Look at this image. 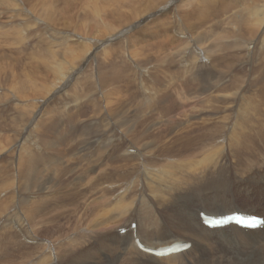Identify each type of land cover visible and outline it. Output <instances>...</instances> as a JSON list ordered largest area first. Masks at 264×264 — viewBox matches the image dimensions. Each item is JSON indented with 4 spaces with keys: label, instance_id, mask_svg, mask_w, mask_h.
<instances>
[{
    "label": "rangeland",
    "instance_id": "obj_1",
    "mask_svg": "<svg viewBox=\"0 0 264 264\" xmlns=\"http://www.w3.org/2000/svg\"><path fill=\"white\" fill-rule=\"evenodd\" d=\"M107 1H108V3H107ZM146 1H149L150 3L148 4V2L146 3ZM170 1L171 0H139V1L138 0H132V1L131 0H129V1L128 0H0V71L2 72V75H3V76H0V142H2V143H0V149L3 151V152H0V187H1L0 188V190H1L0 191V203H1V208L5 209L7 207V211L15 213V217L17 219L16 223H18L19 226L22 228L24 236H27L28 240L30 239V235H32L31 228H34L36 232L40 233V236H41L40 238L46 239L47 238L46 236H48L49 238H51V237L55 238L57 235H61V234H57L56 236L50 235L51 232L53 233V232H55V230H57L56 227H66V230L67 229L68 230L67 231L65 230L64 235H70V234L75 235L79 232V230L84 232V231L91 229L92 224H94V223H92V221L93 222L95 221V224L93 226L94 232H91L92 237L91 238L86 237L88 239L87 240L86 238H84L82 236V239L85 242L83 245L84 247H82V250H87L89 248L87 250V251H89V250H91L92 247H93V250H91L89 252H92V251L94 252L97 250L95 255H93V258H95V256L97 257V258H95L96 264H127V257H126V259H124L125 256L122 255V251H120L121 249H119V248L117 249V242H116L117 236H115V235H117V234H118V236L125 235V234H120V230H122V229L119 228V226H122L124 228L123 230L129 232L131 230L130 225L131 224H138V222L141 220V218L139 216H137V213H139V212L142 213L144 211V209H146V208H145V206L143 208V206L141 204H139L138 207L136 206V209L134 211H132L133 216L134 215L135 216L134 217L128 216L127 217L128 222H127L126 218H124L125 216L121 213L122 211L120 209L123 208L122 210H124V207H122V204L121 205L119 204L118 197L120 199L121 198L120 195H122L124 192H126L124 188H126V189L130 188L128 190L129 191L128 195L125 197L126 198L125 200H129L130 201L129 203L131 204L133 202V204L130 205L129 203H127V204H124L123 206H135L137 201H138L139 194L141 191H146V193L148 195H150L149 193L152 192L150 195V196H152V195L156 194V192H158V191H156L157 189H159V192L162 189L163 191L161 190L162 191L161 194L164 193L163 195H166L167 194L166 193L167 192V185L169 184L168 186H172V184H173V181L172 182L168 181V183L166 182L167 184L163 183L162 185H160V183L159 184L154 183L152 185H153V187L155 186L154 187L155 189L153 191L152 190L150 191V188L153 189V187L152 186L151 187L145 186L146 184L144 185L143 184L144 182H141L139 180V175H142L144 172L148 171L152 174H154V173L156 174L158 172L157 173L158 176H163V174L165 172H169V170H170L169 173L176 171L177 172L176 175L179 176V180H180L181 184H182V182H184L186 184V185L184 184L186 187H183L184 185L182 184L183 185L182 188L185 189L186 190L185 192H187L189 194L191 192H195L196 190H198L200 188L199 184L197 183V180H198L197 177H199L202 182L205 179L204 183L208 184V182L210 180L209 178H211L214 175V173L218 171L216 167L219 168V166H217L216 164H218L220 161L219 159H220L221 153H219V150H221L223 147V151H224L223 158L224 157L232 158V162L234 165L239 166L240 169H244L250 173H251V169L253 167L252 160L254 159L255 167L258 170V174L264 176V160L260 159L263 157V152H264V131L260 128L264 124V114H263L264 113L263 112V110H264V69L262 66H261L262 68L257 66V65H260L259 56L263 53L264 48L261 49L260 48L261 45L258 46L257 48H255V51H256L255 53L257 54V58H256L257 64L256 63L254 64L253 62L249 63V60L252 59V56H250L249 54L245 55L242 51H238V52H236L234 50L225 51L228 49L223 46V44H229V43L235 41V39H237V38L241 41L246 42L247 36H248L247 39H249L247 43H254V41H256V40H257V43L262 42V40L264 38V37H262V36H264L263 35L264 34L263 33L264 32V22H260V20L258 21V23L255 22L256 26L258 24L257 27L259 28V30H260L259 31V30H257L258 28H256L255 26L254 27L252 26V25H254L252 21L255 18H253V19L251 18L252 20H250L249 16L252 17L254 12H256L258 9L262 8V6H263V10H264V3H263L264 0H261V2H260V0H216V1L208 0L209 2L210 1L213 2L212 5H211V3H208L207 1L206 2L208 5L205 4L204 0H195L197 2L196 5H195V2H190V0H182V1L178 0L177 2H173L172 5H170ZM252 1L255 3H253ZM188 2L190 4H188ZM249 3H250V5H249ZM213 4H215L216 6H213ZM255 4H257V5H255ZM95 5H96V7H95ZM97 5H98V7H97ZM143 5H146V6L143 7ZM253 5H255V6L253 7ZM137 6L138 7L141 6V7L138 8ZM189 6L191 7V9H188ZM244 6H246V7H244ZM251 6H252V8H251ZM257 6H259V7H257ZM142 7L144 10H142ZM185 7H187V8H185ZM214 7H216V8H214ZM247 7H248V9H247ZM184 8H185L186 13L182 12V11H184ZM194 8H196V9H194ZM138 10L139 11L141 10V11L139 12ZM200 10H204L203 12L205 14L203 12H201ZM208 10L211 13H208V15H207ZM215 10L218 13V16L215 15L216 14L214 12ZM246 10H248V11L251 10L254 12L250 13L251 11L248 12ZM148 11H150V12H148ZM131 12L133 15L131 14ZM219 12H220V14H219ZM181 13H184V14H181ZM198 13H200L201 15ZM257 13L259 14L258 11H257ZM129 14H131L132 16ZM148 14H150V15H148ZM163 14H164V16H163ZM167 14L169 16L165 17ZM197 14H198V16H197ZM209 14H212V15H209ZM247 15H249V16L245 17ZM124 16L126 17V19L124 18ZM201 16H203V17L199 18ZM206 16L209 18H207ZM243 16L245 17V19ZM173 17H176L178 19V21L181 22V31L182 32L181 31H174L172 29V26H174L176 23H178L177 20L174 19ZM205 17L207 18L206 20L204 19ZM241 17H243V20L245 22H243ZM121 18L123 21L121 20ZM135 18H137V19H135ZM196 18L199 19V22H198V19H196ZM246 18H248V19H246ZM144 19H146V20H144ZM200 19H202V20H200ZM239 19H241V20L239 21ZM130 20L133 22H131ZM249 20L251 21L252 24L250 23ZM126 21H127V23H126ZM246 22L247 23L249 22V23L247 24ZM242 23H243V25L246 24L245 27L242 25ZM196 24H197V26H195ZM198 24H200V25H198ZM239 24H241V25H239ZM250 24H251V29L247 27V25H249V27H250ZM259 24H261V25L263 24V25L260 26ZM237 26L240 27L242 34L244 33L243 29L245 30V28L246 29L248 28V30L250 29L249 31L255 29L257 31V33L255 32L257 35V38H254V36H256L254 34L255 30L253 32H251L252 33L251 36H250V34L249 35L243 34V35H245V37L239 36L238 33H240V32H238V33L235 32L236 31L235 29H237V31L238 30L240 31L239 27L237 28ZM169 27H170V29H169ZM241 27H243V28H241ZM130 28H131V31L129 33H126L125 31L129 30ZM85 29H87V31ZM185 29H187L185 32L186 33L188 32L190 35L188 33H187V35L184 33ZM232 29L235 30V31L233 30V33L234 34L236 33L235 34L236 36L232 33ZM171 30H172V32H171ZM112 32H113V34H112ZM123 32H125V33L121 36V34ZM176 32L180 33L181 35H184L185 39L186 38L187 39H193V37H194L195 39H193V40L200 42L201 47H203L204 49H210L212 51L209 61L204 63L207 72L210 71L211 73H214V70H217V72H218L217 75H218L219 80H221L224 76H226V79L224 81H222V83H220V84L214 79L212 80V82L217 84L218 86H220L219 91L222 92L226 97L231 96L236 91L240 92L241 95L243 93V95H245V97L247 98L246 99L247 104L250 103L254 108H257V111H260L259 113L257 112L256 115L252 117V119L255 120L254 123H252L250 126H246L242 122V119H241L242 116L241 115L239 116L238 115L239 113L237 112V110H238V104L237 103H234L233 108H230V107H228V104H224V102L219 103L216 101H212L210 106L206 105L205 110H204V107H202V110H204V112L201 110L194 109L196 111L194 112V114H192V116H190V120L191 121L193 120L192 121L193 123L195 121V126H193V128H191V129H189V130L193 131L192 132V138L197 137L198 135L200 136L201 134L207 135L209 132H212L211 134H215V137L216 136L220 137L218 139V141H216V140H204L205 145H203V147H201L203 149H200L199 148L200 146L198 147L200 151L198 150V148H197V150L192 149V148H188L187 149L188 151L182 150V151H179L180 153H178V151L176 152V150L173 151V150L169 149L168 150L169 152L159 153L158 155L155 154L154 157H151V155H146V158L143 157L140 161H142V162L147 161V163L144 162V164H143L139 161L142 164V169H140L139 173H135V172L132 173L133 170H131V169H129V171L131 170V172L126 171L125 173L121 172V171L117 172L116 170L114 171L113 167H118L119 165H122V162L120 164V161H113V165H112V162H109V160L112 161V159L107 158V159H105L106 161L103 162V165L100 166V168H101V171L104 173H105V170L103 171V169H102L103 166H104L103 167L104 169H106L110 166L111 170L108 168V170L106 172L107 173L106 179L103 181V183L101 184V182H99L100 177L95 176L96 174L97 175L99 174L98 171L100 168H97V169L94 168L95 170L92 169L91 171H93L92 173L94 174L95 181H96V186L94 187V190L90 191L85 186L80 187L81 189H83L85 191L83 193L81 191V193H82L81 195H84V194H87V195H84V197L82 196V199L78 200L79 202L77 201L75 203H69L67 206L63 205L64 203L61 204V202H60V196H62V193L60 191H59L60 193H58V195H56L57 192L55 190L51 191V192L48 189L40 190V189H38V187L36 185L35 186L37 188L34 186V184H32V183L30 184L28 179H26L30 176L26 175L24 173V169L22 167V166H25V164L27 163L26 162L27 158L24 157L26 155V152H22V154H19L17 152V148L20 144L24 145L26 150L29 149L31 151V150L36 149L38 145H41L40 140H49V139L50 140H57V139L63 140L64 139V140H67V144H70V141L73 144H77V149L75 151H73V153L77 154L78 157L80 158L81 157L80 155L84 154L82 152L83 146L87 142H88L87 144H90L89 140H92V138L95 136H98L100 138L104 137L102 139V140H104L106 138L107 139L111 138V136H109V135L112 134V135H114L112 137H117L120 135V136H122V138H124L123 140H131L133 138L132 135H130V134H133L131 130H133V127L136 124H138L141 120L147 122L145 125V128H147L149 126H151V128L153 127L152 130L155 132V135H157V136L160 135L159 136L160 138H161V135H167V134L171 135V136L175 135L174 133L172 134V131H171V129L173 130L174 128L175 129L173 130V132L176 130L178 133H180V135H181V133L183 134V133L187 132L188 129L185 128V125L187 123V119H185V118L180 119V121L178 122L180 124L179 126L173 125L172 126L173 128L169 127L170 131H171L170 132L168 127H164V125H166V123H168L170 121L169 119H170L171 115L174 116L176 114L169 115V114L165 113L164 110H161V109L159 110V105H160L159 102L161 103V105H160V108H161L163 106L162 104L165 102L164 100L167 101L168 98H169L168 102L170 101V99H173V97L175 99H177V101H180V99H178V97L176 95H174L175 92L178 90H187V88L185 86H183V84L182 85L178 84V83H180L179 78L181 80L182 74H184L186 70L184 69V67H182L181 63L178 62V58H177L176 53H178L177 51L182 49L184 46L183 45L181 46V43L179 42L180 40H183L182 37L178 36V34ZM230 32L232 33V35ZM228 33H229V35H228ZM237 35L239 37H237ZM258 35H259V37H258ZM260 35H262L261 38H260ZM172 36L174 39L172 38ZM205 36H206L207 40L205 39ZM249 36L252 39H250ZM176 37H177V39H176ZM203 37H204V39H203ZM113 38H116L117 41L112 42L111 40ZM167 38H168L169 42L166 40ZM171 39H172V41H171ZM204 40H205V42H204ZM83 41H89V42H83ZM99 42H102V43L106 42V45H101V43H99ZM167 42H168V44H166ZM125 43H129V45L126 46ZM85 45H87V46H85ZM112 45H114L115 47H116V45H124L125 50H127V53L121 52L124 50H121V51L117 50L118 48L116 49V48L112 47ZM168 45H169V47H168ZM177 46H179V47H177ZM177 48H178V50H177ZM258 49L261 50V52ZM83 50L85 51V54H81V53H84ZM258 51L260 53H258ZM108 53H110V54H108ZM79 55L82 56V58H79ZM91 55H93L94 57H92L90 62L88 61L89 63L87 64V66L85 68V64L88 60V57ZM121 55L125 56V58L122 57ZM179 55H181V54H179ZM236 55H238V56H236ZM127 56H129L134 61V63L137 65L136 69L133 68L128 63V61L126 60ZM237 57H240L241 60H239V58H237ZM86 58H87V60H86ZM122 60H124V61H122ZM187 62L190 64L189 60ZM238 62H241V63H238ZM79 63H81V64H79ZM177 63H179V64H177ZM230 64L232 65V69H231ZM82 65H83V68L79 69V67ZM227 67H229V68L227 69ZM252 67L254 69L256 68L255 70H253V72H251L252 70L250 71V68H252ZM60 68H64L63 70H65V72L63 71V73H64V78H62L63 80L60 79L59 77H57V73L59 72ZM76 68H77V70H76ZM120 68L123 72L120 71ZM147 69H149V70H147ZM107 70H109V71L111 70L110 73ZM114 70H116V71H114ZM144 70H147V71H144ZM104 71H106V72H104ZM124 71L126 73H128L129 79L127 78L128 75ZM137 71H138V74L141 75V79H138V76L135 75V72H137ZM116 72L117 73L122 72L121 75L118 74L120 80L118 78V75H116ZM235 72H242L243 73V74L239 73V75L242 76L241 80L239 81L240 87H239V83H236V84H238V86L235 87L234 82L232 80H230L231 77L233 75H235ZM123 73H125L126 75H123ZM72 74H76L77 76L74 77V79L70 82V84H68L67 86H65L62 89H57L61 85V83H62L61 82L58 86L55 87L56 82L64 81V79L67 76L72 75ZM88 74H90V75H88ZM178 75H179V77H178ZM97 76H98V79H97ZM176 76H177L178 80L175 79ZM169 77H171V78H169ZM89 78H90V82H89ZM169 80H170V82H168ZM173 80H175V82ZM27 81L30 82L29 83L30 85L27 83ZM103 81H105V82H103ZM120 82H121V84H120ZM141 82H143L142 84L144 86L142 84H140ZM111 84H114V85H111ZM27 85H29V86L27 87ZM162 85H163V87H162ZM231 85L234 88H232ZM148 86H150L151 88H149ZM25 87H27V88H25ZM162 88H164V89H162ZM166 88L168 91L165 90ZM105 89H107V90H105ZM199 89H200V87L197 86L194 89V91H188V90L187 91L190 95H192V97H194L193 93L195 91L198 90L197 91L198 95H200V93H202V90L199 91ZM80 90H81V92H80ZM145 90L146 91L148 90L150 95L147 94L148 92H146ZM155 90L157 91V93L155 92ZM162 90H163V93H162ZM172 90H173L174 94L172 93ZM27 91L29 93L28 95H30V98L28 95H26ZM86 92H88V94H90L91 97H93V95L95 93L96 98L102 95L101 100L98 98L97 99L100 102L102 101L101 104L105 105L106 107H107V105L109 107H110V105H112L110 107L111 109L109 107H107V109H106V107L104 106V109H102L100 114L97 116L93 112V109L91 107L90 101L92 98L88 94L86 97ZM89 92H91V93H89ZM106 92L109 94V96ZM166 92H170L171 94L166 93ZM135 93H136V95H135ZM160 93H162L164 95V96L162 95L163 98L161 97ZM10 94H11V96H10ZM20 94H21V96H20ZM158 94L160 95L161 99L159 98ZM214 94H216V92ZM110 95L113 96L112 98L114 100L111 98ZM76 96H80V97L82 96L84 98V99L83 98L82 99L84 100L85 103L87 102V104H89V107L86 104H83L77 98H75ZM107 97H109L110 100L112 99L110 101V105H109V101H107V103H105L106 100H109V98H107ZM119 97L121 99H124L123 102L120 100ZM131 97L135 99V100L133 99L134 102L138 98L140 100L138 99V101L134 103L132 101ZM152 97H154V98H152ZM105 98H106V100H105ZM129 98L131 100H129ZM155 98H159V99H156V101L159 100V101H157L158 103H156ZM104 100H105V102H103ZM141 100L143 102H144V100H145V102H149V100H150V103H148V104H151V105H145L147 103H144V105H143V102ZM88 101L90 103H88ZM113 101H114V103H113L114 105L112 104ZM140 101L142 104L141 103L139 104ZM27 102H29V103H27ZM168 102H165L164 104H167ZM7 103H13V106H18L21 108L20 109L17 108L15 111H11V110L9 111V109H11V108H10V105L9 106L7 105ZM117 103L119 104V106ZM116 104H117V107H115ZM120 104L122 106H120ZM124 104H125V106H124ZM176 104H177V107H180V106H178L179 105L178 103H176ZM140 105H142V106L139 107ZM157 105H158V109H156ZM241 105H243V100L241 101ZM143 106H145V107H143ZM147 106H149V107H147ZM82 107H83V109H81ZM113 107H114V109H113ZM148 108H149V111H148ZM4 109H6L7 112ZM150 109H151V111H150ZM152 109H154V111ZM113 110H114V112H113ZM74 111L75 112L78 111L79 113H84V116L82 117V119L79 122L73 121L71 118H68V117H62L61 119L57 118L62 113H64L66 115L68 112L75 113ZM144 111H146V113ZM153 112L154 113L157 112L158 114H160L159 117H158V114L154 115ZM177 112L179 113V110H177ZM177 112H175V113H177ZM205 112L207 113V115L201 116V114H203ZM103 113H105V114H103ZM249 113L251 114V112H249ZM166 114L169 117H167ZM232 114H235V115H232ZM164 115H166V116H164ZM194 115H196V117L199 116L201 121H200V119H195ZM228 115H230V116L227 117ZM14 116H15V118H14ZM208 116L210 119L208 118ZM223 116H224V118H223ZM8 117L11 118L13 121H11L10 119H9L10 120L9 121ZM150 117H151V120H150ZM165 117H167V118L165 119ZM203 117H205V118L207 117L208 119L206 118L207 120H205V118H203ZM232 117L234 119H232ZM147 118H149V119H147ZM156 118L157 119L163 118L162 119L163 121L161 119H159V121H158ZM178 118H180V117H178ZM256 118H258V119H256ZM14 119H15V122H14ZM59 119H60V121H59ZM154 119L156 120V123H155ZM214 119H217L218 121L223 122V124H222L223 126L222 125L213 126V130H212V128H211L212 126L207 125V124L210 123V121L211 122L214 121ZM165 120H168V121H165ZM198 120L200 122H198ZM228 120H230V122ZM53 121H54L55 126L58 127L57 129H55V128L50 129V126L53 124ZM108 121H109V123H108ZM132 121H134V122H132ZM207 121H209V122H207ZM128 123L132 127L128 126L129 125ZM160 123H163V124L165 123V124L164 125L161 124V126H160L159 125ZM202 123L203 124L205 123L204 124L205 127L207 126L204 129L206 134L203 133L204 132V130H203L204 126L202 125ZM199 124H200V126H198ZM224 124H225V126H224ZM240 124H243L241 126H245L246 129L240 127ZM10 125H12L11 126L12 129H11V127H9ZM126 125L128 127H126ZM227 125H228V127H227ZM69 126H72V127H69ZM196 126H197V128H199V130H198L199 134H196V132H197V130H195V129H197ZM233 126L234 127L236 126L237 129L235 130L233 128ZM109 127H112V128H110V130H109ZM215 127H216V129H214ZM60 128L62 129V131ZM113 128H114V130H113ZM124 128H126V129H124ZM157 128H159V129L157 130ZM162 128H164V132H167V133L158 132V131H163ZM200 128H201L202 132H200ZM207 128H208V131H207ZM225 128H227V129H225ZM149 129H150V127H149ZM218 129H219V131H218ZM233 129L235 130L234 133H233V131H234ZM238 129H239V131L241 129L243 131L247 130L248 133H251L253 135V138L247 139V140H251V141H247L243 147L237 149V151L234 152L232 150V146H230V144H229L231 142H229V141L230 140H232V141L242 140L241 135H240V132L242 130L239 132ZM12 130L14 131V133ZM101 130H102V132H101ZM106 130H107V132H106ZM112 130H113V132H112ZM109 131L112 133H109ZM123 131L126 133H123ZM226 132L227 133L229 132V133L226 134ZM218 133H221V134L219 135ZM56 134H59V135H56ZM116 134H117V136H116ZM127 134H129V136ZM193 134H195V135L193 136ZM229 134H231V135H229ZM68 135H70V136L68 137ZM77 135H79V136L77 137ZM102 135H103V137H101ZM126 135L128 136V138L129 137L130 138L128 139ZM57 136H58V138H56ZM5 139L9 142H7V141L5 142ZM9 139H13V140H9ZM154 139L155 138H147L146 140H154ZM27 140H28V142H27ZM31 140H33L35 143L29 144L31 142ZM155 140H161V139L158 138ZM219 140H228V141L219 142ZM84 141L86 142L85 144H84ZM192 144H194V142H192ZM123 145L124 146L125 145L131 146V143L128 142V143H125ZM160 145L161 144L159 143V147H161ZM93 146H94V144H93ZM132 146H134V145L132 144ZM154 146L155 145H153L152 147H154ZM204 147H205V149H206L205 151L207 153L205 151H203ZM217 147L219 148V150L217 149ZM245 147H247L251 151V154L249 156H245L242 153V151ZM207 148H208V150H207ZM15 149H16V151H14ZM170 152H171V154H170ZM202 152H204L206 154H203ZM173 154H174V156H173ZM177 154L179 156H177ZM161 155H164V156L161 157ZM165 155H167V156H165ZM70 156H73V155H71V154H69V156L65 155L64 158L67 159ZM148 156H150L151 158ZM197 156H198V158H197ZM213 156L216 160L213 159ZM218 156H219V159H218ZM208 157L212 158V164L210 166H206L207 164L204 165V163H201V160H202V162H205L204 159L208 158ZM186 158H187V160H186ZM148 159L149 160L152 159L153 162L152 161L150 162ZM193 159H195V160L193 161ZM189 160L196 162V163L199 162V160H200V162L197 164H199V165L203 164L205 166V168H202L203 166H199L196 163H193V164H195V166H197V167L199 166V169L201 167V169L203 171L200 169V171H201V173H200L198 171L199 169H197L196 167L193 168V165L191 164L192 162ZM184 161H186L187 163L188 162H190V163H188V164L186 162L182 163ZM117 162H119V163H117ZM178 162H180V163H178ZM168 163H169L170 167H174V166L175 167L170 168L169 165H167ZM172 163H174V165H172ZM230 163L231 162H229L228 164H230ZM107 164H108V167H107ZM164 165H167V166H164ZM177 165H178V168L181 167L182 169L181 168L177 169V167H176ZM184 165H187V166L192 165V168L197 169V170L196 171L192 170V168H190L191 166L184 167ZM212 166H214V167H212ZM144 168H147V170ZM185 168L187 170L189 169L190 171L189 170L187 171ZM161 169H162V171H161ZM165 169H168V171ZM204 169L205 170L208 169L210 174L207 172L208 176L206 173V175H205L206 177L204 176L203 180H202L201 175L204 172ZM178 170H180V171L186 170L188 172V173L187 172L186 173L188 174V176L190 178L186 175H183L184 171H182L183 173L181 174V172ZM233 170H235V169L231 168L230 171L232 172ZM110 171H111V174H110ZM115 172H117V173L115 174ZM119 173H121L120 175H122V174L127 175L129 173V175H127V177L125 176L126 178L122 175V178H124L125 180H123L122 178L118 179V176L117 177L114 176L110 179L111 175H114V174L119 175ZM186 173H184V174H186ZM234 173H236V171ZM101 174H99V176ZM133 174L136 176H134ZM173 174H175V172H173ZM180 174H181V176H180ZM191 174H192V176H191ZM196 174H197V176H196ZM130 175H131V177L132 176H134V177L131 178ZM209 175H212V176L209 177ZM183 176H184V178H183ZM195 176H196V178H192ZM223 176L225 177V175H223ZM129 177L131 179H129ZM180 177H182V178H180ZM96 179H98L99 181ZM181 179L182 180L184 179L186 181L188 179L189 183L185 182L184 180L181 181ZM189 179H192L193 181L189 180ZM195 180H196V182H195ZM237 180H239V178H237ZM128 182H130V183H128ZM224 182H225V180H224ZM55 183H58V182L56 181ZM82 183L84 184L85 182H82ZM192 183L193 184L195 183L198 187L195 184L193 187ZM15 184L20 186L24 190H26V191L22 190L20 192V194L23 196L17 197V195L19 193H17L16 191H13V188H15ZM129 184H131V185H129ZM134 184L138 185V186L135 187ZM187 184H189V185H187ZM98 185H99V187H98ZM115 185H118L116 192H112L111 194H109L108 189L110 188L112 190V188ZM157 185H160V186H157ZM163 185L166 188H164ZM248 185H249V188L252 189V187H250L249 182H248ZM257 185H258L259 191L261 193H263L264 181L261 183L258 182ZM119 186H120V188H119ZM188 186H191L192 188L191 187L188 188ZM238 186L239 185H237L235 182V183H233V187H231V188L233 191H235L238 188H240ZM30 187H31V190H33V191L29 190ZM34 187H35V191H34ZM121 187H123L124 192L121 191L122 190ZM157 187H159V188H157ZM95 188H98V189H95ZM118 188L121 190L119 191ZM194 188H198V189L195 190ZM37 189H38V191H36ZM105 189L107 190L106 192L104 191ZM145 189H148V191ZM165 189H166V192L164 191ZM175 191H178V193L171 192L173 195L172 194H167V195L174 197V196H179L178 194H181V192H182V190L179 191V189L176 190V188H175ZM119 192H121V194H119ZM131 192H132V194H131ZM228 192H230V191H228ZM51 193L54 195L52 196ZM161 194H158L157 201L153 200V201H149V203L147 201L144 202V204H146V207H148V206L151 207V208H147L145 211L148 210L150 213H154V214H151V219L152 220L154 219L153 221H161V218L156 219V217H158V213L161 210L162 211L165 210L166 209L165 207L168 206L166 204H168L167 202L169 201L170 197L165 196L162 198ZM31 195H35V196L30 197ZM43 195L46 196L45 197L46 200H45ZM55 196H58V197H55ZM240 196H241L240 199H236L235 201H233L232 204H227L226 206L229 207L231 205L236 204L235 206L239 207V208H237V210L240 209L242 211L249 212L251 214H257V215H263L264 216V203L259 202V199H258L259 195H257V200H254L253 202H246L243 194H241ZM27 197H30L29 199L34 200V202L36 200H38L40 202V198H41L42 203H40V205L43 206V210L37 211L36 207L30 206L33 210H36L35 211L36 217L34 216V218L36 219V223L34 225H31L29 223V219H28L27 214H30V213L28 212V207H26V209L24 208L25 203L22 201V200H26ZM48 198H50V199H48ZM52 198H54V199H52ZM57 198L59 200H57ZM165 198H167V200ZM29 199H27V200H29ZM42 200H44V201H42ZM38 201H36L35 203H38ZM46 201L49 205L46 203ZM158 201H160V202H158ZM163 201L164 202L166 201V202L164 203ZM157 203H159L160 205ZM194 204L198 205L197 203H194ZM11 205H13L14 211H13V208L11 207ZM46 205L49 206L50 210L47 209L48 207H46ZM161 205H165L164 208H162L163 206H161ZM118 207L119 208L121 207V208L118 209ZM130 209H131V207H130ZM200 209H201L200 213H205V211L208 213V211L206 209L204 211L203 210L204 208L202 209V207L201 208L199 207V210ZM107 210L108 211L111 210L112 212H109V213L105 212ZM153 210L157 211L158 213L154 212ZM162 211L159 213L160 215L163 214L164 211L163 212ZM60 212H63V214L61 215ZM150 213H149V215H150ZM104 214L105 215L108 214L107 217L108 216L109 217L106 219H103V218H105V216L101 217V215H104ZM153 215L155 216V218ZM129 218L131 220H129ZM135 218H136V220H135ZM139 218H140V220H139ZM111 220L113 221V223L112 222L110 223ZM59 221H61V222L59 223ZM98 222L99 223L103 222V223H100V225L103 224V227H102V225L99 226ZM104 223H105L106 227H104ZM56 224H57V226H55ZM58 224H60V225H58ZM117 224H119V225H117ZM113 226H115V227H113ZM116 226H118V228H116ZM110 227H111V229H110ZM15 229L18 230L16 226H15ZM15 229L13 226H10L8 228L3 227L0 229V264H23V263L24 264H39L40 261H42L40 264H46L43 261L44 258H38L37 259L38 250L36 248L30 247V245H33L34 242L32 243V242L27 241L26 244L28 246H25V245L21 244V243H23L22 241H24V240L21 241L22 237L20 238L19 241H17L15 239V236H20L16 232ZM103 229H104L103 232H105V234L102 233ZM49 231H50V233H48ZM108 232L110 234L113 233L112 235L114 237L112 235H109ZM137 232H138V228H137ZM103 234L104 235L107 234V235L104 236ZM162 234H164V233H162ZM162 234H160V235H162ZM101 236H103V237L100 238ZM162 236L159 239H157V236H156L154 238V240H157V241H162V240L164 241L165 240V242H170L173 238H175V240H178L179 238L188 239L186 236H184L183 234H181L180 232H177V231H175V232L173 231L169 235L164 234ZM112 237L115 238L116 241ZM168 237H171V238L167 239ZM92 238H94V240ZM108 238L110 239V241H107ZM137 238L139 239L138 236H137ZM59 240H60V242H59ZM59 240H58V242L61 243L62 239H59ZM101 240H102V242H101ZM104 240H106V242ZM88 241H89V243H88ZM183 241H186V240H183ZM188 241L190 242V240H188ZM19 242H21V243H19ZM47 242H49V241H47ZM93 242H95V243H93ZM103 243L105 244V246H103ZM113 243H114V246L116 248V249L114 248L115 250L111 249L114 247V246L112 247ZM89 244H90V247H89ZM14 247H15V252L13 250ZM37 247L41 248L40 246H37ZM86 247H88V248H86ZM209 248H210V250L208 251L209 252L208 255L210 257L216 258V256L217 257L219 256V253L217 252L215 246H210ZM240 258H242V256H240Z\"/></svg>",
    "mask_w": 264,
    "mask_h": 264
},
{
    "label": "bare ground",
    "instance_id": "obj_2",
    "mask_svg": "<svg viewBox=\"0 0 264 264\" xmlns=\"http://www.w3.org/2000/svg\"><path fill=\"white\" fill-rule=\"evenodd\" d=\"M129 1V0H128ZM132 1V0H131ZM139 1V0H138ZM178 0H171L170 1V5H172L173 4V2H177ZM180 1H182V0H180ZM208 3H211V5H212V3L213 2H209L208 0H204V2H205V4H207V2ZM212 1H216V0H212ZM145 2V1H144ZM148 2V4L150 3L149 1H146V3ZM156 2V1H155ZM190 2H195V5H196V1L194 0H190ZM253 2V1H252ZM260 2H261V0H260ZM107 3H108V1H107ZM110 3V2H109ZM129 3V2H128ZM141 3V2H140ZM145 3V4H146ZM253 3H255V2H253ZM257 3V2H256ZM264 3V2H263ZM111 4V3H110ZM147 4V5H148ZM188 4H190L189 2H188ZM109 5V4H108ZM152 5V4H151ZM154 5V4H153ZM198 5V4H197ZM208 5V4H207ZM206 5V6H207ZM210 5V4H209ZM249 5H250V3H249ZM255 5H257V4H255ZM255 5H253V7L255 6ZM144 6H146V5H143V7ZM199 6V5H198ZM213 6H216L215 4H213ZM212 6V7H213ZM248 6V5H247ZM260 6V5H259ZM259 6H257V7H259ZM95 7H96V5H95ZM97 7H98V5H97ZM138 7V6H137ZM141 7V6H140ZM140 7H138V8H140ZM143 7H142V10H144L143 9ZM153 7V6H152ZM173 7V6H172ZM190 7V6H189ZM188 7V9H191V7L189 8ZM200 7V6H199ZM244 7H246V6H244ZM249 7V6H248ZM248 7H247V9H248ZM171 8V7H170ZM185 8H187V7H185ZM185 8H184V11H182V12H185ZM214 8H216V7H214ZM251 8H252V6H251ZM169 9V8H168ZM172 9V8H171ZM187 9V10H188ZM194 9H196V8H194ZM204 9V8H203ZM137 10V9H136ZM148 10V9H147ZM170 10V9H169ZM198 10V9H197ZM206 10V9H205ZM253 10V9H252ZM139 11V10H138ZM141 11V10H140ZM139 11V12H140ZM151 11V10H150ZM150 11H148V12H150ZM189 11V10H188ZM201 12H203L204 10H200ZM209 11V10H208ZM207 11V15H208V13H211L210 11L208 12ZM246 11H248V10H246ZM251 11V10H250ZM250 11H248V12H250ZM257 11L259 12V14L257 13ZM256 12H254V11H251L250 13H253L254 12V14H253V16L252 17H250L249 15H247V16H245V17H248L249 16V18H250V20H252L253 18H255L252 22H253V24L254 25H252L253 27L255 26L256 28H258L257 26H258V24H257V26L255 25L256 23L255 22H257L258 23V21L260 20V22H264V10H263V6H262V8H260V9H258ZM94 12V11H93ZM102 12V11H101ZM196 12V11H195ZM198 12V11H197ZM216 14V16H218V13L216 12V10L214 11ZM142 13V12H141ZM168 13V12H167ZM172 13V12H171ZM186 13V12H185ZM194 13V12H193ZM204 13V12H203ZM131 14H132V12H131ZM131 14H129V15H131ZM151 14V13H150ZM150 14H148V15H150ZM169 14V13H168ZM166 15L165 17H167V16H169V15ZM181 14H184V13H181ZM198 14H200V13H198ZM198 14H197V16H198ZM205 14V13H204ZM219 14H220V12H219ZM248 14V13H247ZM133 15V14H132ZM131 15V16H132ZM201 15V14H200ZM199 15V16H200ZM209 15H212V14H209ZM128 16V15H127ZM157 16V15H156ZM162 16V15H161ZM163 16H164V14H163ZM193 16V15H192ZM195 16V15H194ZM204 16V15H203ZM203 16H201V17H199V18H202ZM129 17V16H128ZM207 17V16H206ZM204 18L205 20L207 19V18H209V17H207V18ZM244 17V16H243ZM243 17H241L242 18V20H243ZM245 17H244V19H245ZM95 18V17H94ZM124 18L126 19V17L124 16ZM123 18V19H124ZM172 18V17H171ZM174 19H176L177 20V22L178 23H176L174 26H172V29L174 30V31H181V22H179L178 21V19L176 18V17H173ZM193 18V17H192ZM211 18V17H210ZM252 18V19H251ZM261 18V19H260ZM124 19V20H125ZM133 19V18H132ZM135 19H137V18H135ZM134 19V20H135ZM164 19V18H163ZM195 19V18H194ZM193 19V20H194ZM196 19H198V18H196ZM246 19H248V18H246ZM121 20H122V18H121ZM144 20H146V19H144ZM170 20V19H169ZM200 20H202V19H200ZM241 19H239V21H240ZM249 20V21H250ZM123 21V20H122ZM131 21V20H130ZM171 21V20H170ZM131 22H133V21H131ZM136 22V21H135ZM134 22V23H135ZM142 22V21H141ZM198 22H199V19H198ZM243 22H245L244 20H243ZM90 23V22H89ZM88 23V24H89ZM126 23H127V21H126ZM133 23V24H134ZM247 23V22H246ZM249 23V22H248ZM247 23V24H248ZM250 23H251V21H250ZM252 24V23H251ZM251 24H250V27H249V25H247V27L248 28H250L251 29ZM138 25V24H137ZM198 25H200V24H198ZM239 25H241V24H239ZM242 25H243V23H242ZM246 25V24H245ZM245 25H243L244 27H245ZM260 26H262L261 24H259ZM195 26H197V24L195 25ZM259 26V27H260ZM239 26H237V28H238ZM252 27V28H253ZM233 28V27H232ZM241 28H243V27H241ZM248 28L246 29L245 28V30L243 29V34H245V35H249L250 34V36L252 35V33L251 32H253L255 29H253V30H251V31H249L248 30ZM261 28V27H260ZM169 29H170V27H169ZM239 29H240V27H239ZM86 31H87V29H85ZM187 29H185L184 30V33L187 35V33L185 32ZM233 30L234 29H232V33H233ZM236 30V31H235ZM234 31L235 32H240V33H238V35L239 36H242V37H245V35H243L242 34V31H241V29H240V31L238 30L237 31V29H235ZM257 30H259V28L257 29ZM85 31V32H86ZM116 31V30H115ZM131 31V28L129 29V30H127V31H125L126 33H129ZM163 31V30H162ZM173 31V32H174ZM230 31V30H229ZM260 31V30H259ZM125 32H123L122 34H121V36L125 33ZM169 32V31H168ZM171 32H172V30H171ZM182 32V31H181ZM257 33V31L255 30L254 31V34L256 35V33ZM263 32V31H262ZM84 33V32H83ZM177 34H178V36H181L182 37V39L183 40H180L179 42L181 43V46L183 45L184 47L182 48V49H180L179 51H177L178 53H176L177 54V58H178V62L179 63H181V65H182V67H184V69L186 70H184L185 71V73L184 74H182V78H181V80H180V78H179V81H180V83H178V84H183V86H185L186 88H187V90L188 91H194V89L197 87V86H199L200 87V89H199V91L200 90H202V93H200V95H198L197 94V91H195L193 94H194V97H192V95H190L189 93H188V91L187 90H178V91H176L175 92V94L173 93V90H172V93L174 94V95H176L177 97H178V99H180V101H177V99H175L174 97H173V99H170V101L168 102V100H169V98H168V100L166 101V100H164L165 102H168L167 104H162L163 106L160 108V105H161V103L159 102V110L161 109V110H164V112L165 113H167V114H169V115H171V114H176V115H174V116H172L171 115V117H170V121L168 122V123H166V125H164L163 123H160L159 125L161 126V124L162 125H164V127H168V129H169V131H170V128L173 126V125H180L178 122L180 121V119L182 118V119H187V123H186V125H185V128H187L188 130H187V132L186 133H181V135H180V133H178L176 130L173 132V130L175 129H171V131H172V134L174 133L175 135H161V138L159 137V136H157V135H155V132L152 130L153 129V127L151 128V126H149L150 127V129H149V127H147V128H145V125H146V121H142L141 119V121L138 123V124H136L134 127H133V130H131L132 131V133L133 134H130V135H132V139L131 140H123L124 138H122V136H117V134H116V136L117 137H112V136H114V135H109V136H111V138H109V139H107L106 137V139H104V140H102L104 137H103V135L101 136V137H103V138H100V137H98V136H95V137H93L92 138V140H89V143L90 144H87L85 141H84V146H83V148H82V152L84 153L83 155H80L81 157L79 158L78 157V155L77 154H74L73 153V151H75L76 149H77V144H73V143H71V141H70V144H67V140H40V143H41V145H38L37 146V148L36 149H34V150H26L25 149V146L24 145H19L18 146V148H17V152L19 153V154H22V152H26V155L24 156V157H26L27 159V163L25 164V166L27 167H25V166H22L23 167V169H24V173L26 174V175H29L30 177H28V178H26V179H28V181H29V183L31 184H34V186L36 185L37 187H38V189H40V190H43V189H48V190H50V192L51 191H56L57 192V194L56 195H58V193H62V196H60V202H61V204H63V205H68L69 203H75V202H77L78 200H81L82 199V196L84 197V195H87V194H84V195H81L83 192H85L83 189H81L80 187H82V186H85L88 190H94V187L96 186V181H95V177H94V174L92 173L93 171H91L92 169H97V168H100V166H102L103 165V162L104 161H106L105 159H107V158H110V159H112V161H110L109 160V162H112V165H113V161H120V164H121V162H122V165H119L118 167H113L114 168V171L116 170L117 172H119V171H121V172H126V171H128V172H131V170H133V172L132 173H139V171H140V169H142V164L141 163H143L144 164V162H146L147 163V161H144V162H142V161H140L143 157L144 158H146V155H151V157H154L155 156V154H159V153H167V152H169L168 150L170 149V150H176V152L178 151V153H180L179 151H182V150H187L188 148H192V149H195V150H197V148L199 147L200 149H203V148H201V147H203V145H205V143H204V140H216V141H218V139L220 138L219 136H216L215 137V134H211L212 132H207L208 134L207 135H198L197 137H194V138H192V132L193 131H191V130H189V129H191V128H193V126H195V121H194V123L190 120V116H192V114H194V112L196 111V110H194V109H197V110H201V111H203L204 112V110H205V108H206V105L207 106H210V104H211V102L212 101H216V102H219V103H221V102H224V104H228V107H230V108H233V104L234 103H237L238 104V110H237V112L239 113L238 115L240 116H242V122L246 125V126H250L252 123H254V121L255 120H253L252 119V117L253 116H255L256 115V113L258 112H260V111H257V108H254L250 103H248L247 104V102H246V97H245V95H243V93H242V95H241V93L240 92H235L234 94H232L231 96H228V97H226L222 92H220L219 91V87L220 86H218L217 84H215V83H213L212 82V80L214 79V80H216L219 84L220 83H222V81H224L225 79H226V76H224L221 80H219V78H218V72H217V70H214V73H211L210 71L209 72H207V70H206V67H205V65H204V63L205 62H208L209 61V59H210V57H211V53H212V51L210 50V49H204L203 47H201L200 46V42H198V41H196V40H193V39H195L194 37H193V39H185V36L184 35H181L180 33H178V32H176ZM183 33V34H184ZM231 33V32H230ZM232 33H231V35H232ZM261 33V32H260ZM264 33V32H263ZM112 34H113V32H112ZM165 34V33H164ZM189 34V33H188ZM234 34V33H233ZM236 34V33H235ZM234 34V35H235ZM126 35V34H125ZM190 35V34H189ZM228 35H229V33H228ZM230 35V36H231ZM237 35V37H239ZM264 35V34H263ZM236 36V35H235ZM249 36V38L250 39H252L251 37ZM261 36L262 35H260V38H261ZM83 37V36H82ZM166 37V36H165ZM171 37V36H170ZM191 37V36H190ZM232 37V36H231ZM234 37V36H233ZM258 37H259V35H258ZM262 37H264V36H262ZM85 38V37H84ZM172 38H173V36H172ZM248 38V36L246 37V42H244V41H241V40H239L238 38L237 39H235V41H233V42H231V43H229V44H223V46L225 47V48H227L228 50H225V51H231V50H234V51H236V52H238V51H242L245 55L246 54H249L250 56H252V59L251 60H249V63H251V62H253L254 64L256 63L257 64V62H256V58H257V54L255 53L256 51H255V48H257L258 46H260L261 45V49L262 48H264V38H263V40H262V42L260 43H257V40L256 41H254V43H247L248 42V40L249 39H247ZM254 38H257V35L256 36H254ZM259 38V39H260ZM174 39V38H173ZM176 39H177V37H176ZM181 39V38H180ZM203 39H204V37H203ZM205 39H206V36H205ZM244 39V38H243ZM167 41H168V38L166 39ZM207 40V39H206ZM261 40V39H260ZM73 41V40H72ZM112 42H114V41H117V39L116 38H113L112 40H111ZM161 41V40H160ZM171 41H172V39H171ZM83 42H89V41H83ZM107 42V41H106ZM106 42H99V43H101V45H106ZM169 42V41H168ZM168 42L166 43V44H168ZM204 42H205V40H204ZM253 42V41H252ZM108 43V42H107ZM177 43V42H176ZM81 44V43H80ZM126 44V46L127 45H129V43H125ZM142 44V43H141ZM165 44V43H164ZM170 44V43H169ZM139 45V44H138ZM54 46V45H53ZM85 46H87V45H85ZM91 46V45H90ZM93 46V45H92ZM135 46V45H134ZM175 46V45H174ZM55 47V46H54ZM98 47V46H97ZM100 47V46H99ZM112 47H114V48H118L117 50H124V51H121V52H126L127 53V50H125V46L124 45H116V47L114 46V45H112ZM168 47H169V45H168ZM177 47H179V46H177ZM56 48V47H55ZM83 49V48H82ZM91 49V48H90ZM89 49V50H90ZM109 50V49H108ZM177 50H178V48H177ZM259 50V49H258ZM84 51V50H83ZM82 51V52H83ZM94 51V50H93ZM96 51V50H95ZM260 52H261V50H259ZM258 51V53H260ZM104 52V51H103ZM115 52V51H114ZM113 52V53H114ZM140 52V51H139ZM214 52V51H213ZM91 53V52H90ZM135 53V52H134ZM81 54H85V51H84V53H81ZM93 54V53H92ZM108 54H110V53H108ZM175 54V55H176ZM179 54H181V55H179ZM88 55V54H87ZM120 55V54H119ZM124 55V54H123ZM174 55V56H175ZM260 55V54H259ZM122 56V55H121ZM135 56V55H134ZM236 56H238V55H236ZM87 57V56H86ZM92 57H94L93 55H91V56H89L88 57V60H87V58H86V60H87V62H86V64H85V68H86V66H87V64L91 61V59H92ZM122 57H124L125 58V56H122ZM79 58H82V56H80L79 55ZM110 58V57H109ZM121 58V57H120ZM172 58V57H171ZM237 58H239V60H241V58L240 57H237ZM84 59V58H83ZM111 60V59H110ZM126 60L128 61V63L133 67V68H137V65L134 63V61L129 57V56H127L126 57ZM190 61V64L187 62V61ZM238 60V61H239ZM89 61V62H88ZM109 61V60H108ZM114 61V60H113ZM122 61H124V60H122ZM126 61V62H127ZM219 61V60H218ZM259 61H260V65H257V66H259L260 68H262L263 67V69H264V51H263V53L259 56ZM121 62V61H120ZM172 62V61H171ZM177 62V61H176ZM84 63V62H83ZM109 63V62H108ZM117 63V62H116ZM138 63V62H137ZM140 63V62H139ZM173 63V62H172ZM179 63H177V64H179ZM237 63V62H236ZM238 63H241V62H238ZM79 64H81V63H79ZM118 64V63H117ZM220 64V63H219ZM90 65V64H89ZM106 65V64H105ZM175 65V64H174ZM228 65V64H227ZM231 65V64H230ZM79 66V65H78ZM91 66V65H90ZM104 66V65H103ZM159 66V65H158ZM171 66V65H170ZM224 66V65H223ZM222 66V67H223ZM262 66V67H261ZM115 67V66H114ZM255 67V66H254ZM258 67V68H259ZM83 68V65L82 66H80L79 67V69H82ZM110 68V67H109ZM229 67H227V69H228ZM253 68V67H252ZM252 68H250V71L251 72H253V70H255L254 68L252 69ZM64 68H60V70H59V72L57 73V77H59L60 79H62V78H64V73H63V71L65 72V70H63ZM175 69V68H174ZM226 69V68H225ZM231 69H232V65H231ZM76 70H77V68H76ZM75 70V71H76ZM112 70V69H111ZM110 70V71H111ZM125 70V69H124ZM143 70V69H142ZM147 70H149V69H147ZM147 70H144V71H147ZM178 70V69H177ZM230 70V69H229ZM258 70V69H257ZM79 71V70H78ZM109 73H110V71L109 70H107ZM114 71H116V70H114ZM118 71V70H117ZM120 71H122L121 70V68H120ZM160 71V70H159ZM173 71V70H172ZM73 72V71H72ZM104 72H106V71H104ZM123 72V71H122ZM122 72L120 73V72H116V75H118V74H122ZM125 72V71H124ZM174 72V71H173ZM221 72V71H220ZM103 73V72H102ZM113 73V72H112ZM126 73V72H125ZM123 73V75H128V73ZM176 73V72H175ZM174 73V74H175ZM239 73H242V72H235V75H233L232 77H231V79L230 80H232L233 82H234V84H235V87H237L238 86V84H236V83H239V81L241 80V78H242V76H240L239 75ZM262 73V72H261ZM68 74V73H67ZM70 74V73H69ZM108 74V73H107ZM146 74V73H145ZM179 74V73H178ZM237 74V75H236ZM243 74V73H242ZM250 74V73H249ZM255 74V73H254ZM88 75H90V74H88ZM102 75V74H101ZM135 75L136 76H138V79H141V75L140 74H138V71L137 72H135ZM228 75V74H227ZM0 76H3L2 75V72L0 71ZM75 76H77L76 74H72V75H69V76H67L65 79H64V81H58V82H56V84H55V87L56 86H58L61 82V85L57 88V89H62V88H64L65 86H67L68 84H70V82L74 79V77ZM114 76V75H113ZM170 76V75H169ZM181 76V75H180ZM126 77V76H125ZM129 77V75L127 76V78ZM160 77V76H159ZM178 77H179V75H178ZM106 78V77H105ZM104 78V79H105ZM117 78V77H116ZM118 78H119V75H118ZM145 78V77H144ZM157 78V77H156ZM169 78H171V77H169ZM57 79V78H56ZM97 79H98V76H97ZM107 79V78H106ZM129 79V78H128ZM164 79V78H163ZM175 79H177L178 80V78H177V76L175 77ZM63 80V79H62ZM113 80V79H112ZM119 80H120V78H119ZM146 80V79H145ZM156 80V79H155ZM166 80V79H165ZM168 80V79H167ZM97 81V80H96ZM107 81V80H106ZM126 81V80H125ZM128 81V80H127ZM154 81V80H153ZM174 82H175V80H173ZM243 81V80H242ZM89 82H90V78H89ZM103 82H105V81H103ZM108 82V81H107ZM164 82V81H163ZM168 82H170V80L168 81ZM167 82V83H168ZM27 83L29 84L30 82L29 81H27ZM100 83V82H99ZM128 83V82H127ZM138 83V82H137ZM143 82H141L140 84H142ZM166 83V82H165ZM118 84V83H117ZM120 84H121V82H120ZM129 84V83H128ZM132 84V83H131ZM150 84V83H149ZM154 84V83H153ZM174 84V83H173ZM30 85V84H29ZM29 85H27V87L29 86ZM98 85V84H97ZM111 85H114V84H111ZM143 85V84H142ZM148 85V84H147ZM155 85V84H154ZM153 85V86H154ZM158 85V84H157ZM12 86V85H11ZM93 86V85H92ZM126 86V85H125ZM144 86V85H143ZM156 86V85H155ZM173 86V85H172ZM27 87H25V88H27ZM149 88H151L150 86H148ZM162 87H163V85H162ZM231 87L232 88H234L232 85H231ZM239 87H240V83H239ZM89 88V87H88ZM153 88V87H152ZM15 89V88H14ZM13 89V90H14ZM158 89V88H157ZM162 89H164V88H162ZM176 89V88H175ZM174 89V90H175ZM255 89V88H254ZM89 90V89H88ZM105 90H107V89H105ZM166 91H168L167 90V88L165 89ZM164 90V91H165ZM92 91V90H91ZM95 91V90H94ZM146 91V90H145ZM170 91V90H169ZM12 92V91H11ZM16 92V91H15ZM80 92H81V90H80ZM117 92V91H116ZM146 92H148V90L146 91ZM155 92L157 93V91L155 90ZM171 92V91H170ZM170 92H166V93H170ZM216 92V94H214ZM20 93V92H19ZM89 93H91V92H89ZM107 93V92H106ZM143 93V92H142ZM162 93H163V90H162ZM162 93H160V95H161V97H162ZM218 93V94H217ZM14 94V93H13ZM29 93H28V91H27V94L26 95H28ZM87 94H88V92H86V97H87ZM108 94V93H107ZM134 94V93H133ZM147 94H149V92L147 93ZM171 94V93H170ZM90 97H91V95L90 94H88ZM101 95V94H100ZM115 95V94H114ZM135 95H136V93H135ZM150 95V94H149ZM153 95V94H152ZM159 95V94H158ZM160 95H159V98H160ZM10 96H11V94H10ZM15 96V95H14ZM17 96V95H16ZM20 96H21V94H20ZM29 96V98H30V95H28ZM102 96V95H101ZM101 96H99V97H97L98 99H100L101 100ZM107 96V95H106ZM105 96V97H106ZM108 96H109V94H108ZM111 96V95H110ZM164 96V95H163ZM175 96V97H176ZM113 96H111V98H112ZM137 97V96H136ZM168 97V96H167ZM19 98V97H18ZM21 98V97H20ZM75 98H77L79 101H81L83 104H86L88 107H89V104H87V102L85 103L84 102V98L81 96H76ZM83 98V99H82ZM92 99H91V107H92V109H93V112L98 116L99 114H100V112L102 111V109H104V106L105 105H103V104H101V102L96 98V94L94 93V95H93V97H91ZM107 98H109V97H107ZM120 98V97H119ZM123 98V97H122ZM132 98V97H131ZM152 98H154V97H152ZM159 98H155V101H156V99H159ZM163 98V97H162ZM165 98V97H164ZM23 99V98H22ZM25 99V98H24ZM113 99V98H112ZM111 99V100H112ZM134 98H132V101L134 102V100H133ZM139 99V98H138ZM138 99H136V101L135 102H137L138 101ZM161 99V98H160ZM29 100V99H28ZM105 100H106V98H105ZM105 100L103 101V102H105ZM110 98H109V100H106V102L105 103H107V101H109V105H110ZM114 100V99H113ZM118 100V99H117ZM120 100L123 102V100L124 99H121L120 98ZM129 100H131L130 98H129ZM140 100V99H139ZM143 100V99H142ZM141 100V101H142ZM243 100V105H241V101ZM141 101L139 102V104L141 103ZM157 101H159V100H157ZM156 101V103H158ZM162 101V100H161ZM10 102V101H9ZM89 101H88V103H90ZM126 102V101H125ZM124 102V103H125ZM129 102V101H128ZM134 102V103H135ZM143 102V101H142ZM24 103V102H23ZM27 103H29V102H27ZM114 103V101L112 102V104ZM119 103V102H118ZM117 103V104H118ZM144 103H147V104H145V105H151V104H148V103H150V100H149V102H145V100H144V102H143V105H144ZM176 103H178L179 105L178 106H180V107H177V104ZM117 104H116V106L115 107H117ZM123 104V103H122ZM138 104V105H139ZM142 104V103H141ZM7 105L9 106L10 105V108L11 109H9V111L11 110V111H15L17 108H21V107H18V106H13V103H7ZM114 105V104H113ZM112 105H110V107H111ZM118 106H119V104H118ZM120 106H122L121 104H120ZM124 106H125V104H124ZM142 105H140L139 107H141ZM193 106V107H192ZM7 107V106H6ZM106 107V106H105ZM107 107H109L108 105H107ZM107 107H106V109H107ZM109 107V108H110ZM138 107V108H139ZM143 107H145V106H143ZM147 107H149V106H147ZM202 107H204V110H202ZM8 108V107H7ZM25 108V107H24ZM153 108V107H152ZM81 109H83V107L81 108ZM88 109V108H87ZM111 109V108H110ZM113 109H114V107H113ZM156 109H158V105H157V108ZM4 110H6V109H4ZM33 110V109H32ZM153 111H154V109H152ZM158 110V111H159ZM177 110H179V113L177 112ZM231 110V109H230ZM148 111H149V108H148ZM147 111V112H148ZM150 111H151V109H150ZM6 112H7V110H6ZM75 112V111H74ZM113 112H114V110H113ZM145 113H146V111H144ZM161 112V111H160ZM163 112V113H164ZM175 112H177V113H175ZM229 112V111H228ZM249 112H251V114L249 113ZM263 112H264V110H263ZM67 113V112H66ZM69 113V114H68ZM66 115L64 114V113H62V114H60L57 118H62V117H68V118H71L73 121H77V122H79L81 119H82V117L84 116V113H79L78 111L77 112H75V113H70V112H68ZM79 113V114H78ZM112 113V112H111ZM154 113V112H153ZM202 113V112H201ZM233 113V112H232ZM103 114H105V113H103ZM102 114V115H103ZM110 114V113H109ZM108 114V115H109ZM143 114V113H142ZM155 114H158L157 112L156 113H154V115ZM162 114V113H161ZM166 114V115H167ZM198 114V113H197ZM236 114V113H235ZM235 114H232V115H235ZM261 114V113H260ZM264 114V113H263ZM262 114V115H263ZM107 115V114H106ZM105 115V116H106ZM153 115V116H154ZM159 115L160 114H158V117H159ZM163 115V114H162ZM166 115H164V116H166ZM199 115V114H198ZM207 115V113L205 112V113H203V114H201V116H206ZM237 115V114H236ZM237 115V116H238ZM157 116V115H156ZM195 116V119H200V117L198 116V117H196V115H194ZM230 115H228L227 117H229ZM103 117V116H102ZM101 117V118H102ZM138 117V116H137ZM161 117V116H160ZM167 117H169L168 115H167ZM167 117H165V119L167 118ZM178 117H180V118H178ZM226 117V118H227ZM235 117V116H234ZM263 117V116H262ZM14 118H15V116H14ZM153 118V117H152ZM164 118V117H163ZM162 118V119H163ZM203 118H205V117H203ZM207 118V117H206ZM205 118V120H207L208 118H209V116H208V118L206 119ZM223 118H224V116H223ZM11 120V121H13L11 118H9L8 117V120ZM60 119H59V121H60ZM128 119V118H127ZM143 119V118H142ZM147 119H149V118H147ZM157 119V118H156ZM159 119H161V118H159ZM159 119H157L158 121H159ZM161 119V120H162ZM210 119V118H209ZM229 119V118H228ZM232 119H234L233 117H232ZM256 119H258V118H256ZM9 120V121H10ZM71 120V121H72ZM102 120V119H101ZM150 120H151V117H150ZM149 120V121H150ZM155 120V119H154ZM160 120V121H161ZM238 120V119H237ZM58 121V122H59ZM153 121V120H152ZM157 121V122H158ZM163 121V120H162ZM165 121H168V120H165ZM200 121H201V119H200ZM199 120H198V122H200ZM229 122H230V120H228ZM14 122H15V119H14ZM56 122V121H55ZM125 122V121H124ZM131 122V121H130ZM129 122V123H130ZM132 122H134V121H132ZM207 122H209V121H207ZM237 122V121H236ZM10 123V122H9ZM64 123V122H63ZM97 123V122H96ZM108 123H109V121H108ZM111 123V122H110ZM128 123V124H129ZM155 123H156V120H155ZM206 123V122H205ZM204 123V124H205ZM233 123V122H232ZM238 123V122H237ZM236 123V124H237ZM7 124V123H6ZM12 124V123H11ZM77 124V123H76ZM127 124V125H128ZM197 124V123H196ZM204 124L202 123V125L204 126ZM207 124V123H206ZM223 124V122H221V121H218L217 119H214V121H210V123H208L207 125H211L212 127V130H213V126H220V125H222ZM51 125V124H50ZM58 125V124H57ZM60 125V124H59ZM126 125V127H128V126H130V124L127 126ZM230 125V124H229ZM241 125H243V124H240V127H242V128H245L246 129V127L245 126H241ZM8 126V125H7ZM12 125H10L9 127H11ZM15 126V125H14ZM148 126V125H147ZM175 126V127H176ZM198 126H200V124L198 125ZM223 126V125H222ZM224 126H225V124H224ZM61 127V126H60ZM69 127H72V126H69ZM86 127V126H85ZM88 127V126H87ZM130 127H132V126H130ZM129 127V128H130ZM170 127V128H169ZM207 127V126H206ZM205 126H204V128H203V130L206 128ZM209 127V126H208ZM227 127H228V125H227ZM238 127V126H237ZM57 129L58 127H56L55 126V124H54V121H53V124L50 126V129ZM99 128V127H98ZM107 128V127H106ZM110 128H112V127H109V130H110ZM118 128V127H117ZM173 128V127H172ZM196 128H197V126H196ZM210 128V129H211ZM233 128L236 130L237 128H236V126L234 127L233 126ZM263 131H264V124L262 125V127H260ZM11 129H12V127H11ZM61 129V128H60ZM59 129V130H60ZM85 129V128H84ZM103 129V128H102ZM108 129V128H107ZM124 129H126V128H124ZM156 129V128H155ZM154 129V130H155ZM159 128H157V130H158ZM163 129V131H158V132H164V128H162ZM214 129H216V127L214 128ZM221 129V128H220ZM225 129H227V128H225ZM233 129V130H234ZM48 130V129H47ZM78 130V129H77ZM113 130H114V128H113ZM113 130H112V132H113ZM152 130V131H151ZM194 130V129H193ZM195 130H197V132H196V134H199L198 133V130H199V128H197V129H195ZM235 130L233 131V133L235 132ZM242 130V129H241ZM240 130V131H241ZM250 130V129H249ZM252 130V129H251ZM9 131V130H8ZM13 131V130H12ZM61 131H62V129H61ZM105 131V130H104ZM130 131V132H131ZM151 131V132H150ZM166 131V130H165ZM170 131V132H171ZM186 131V130H185ZM207 131H208V128H207ZM218 131H219V129H218ZM232 131V130H231ZM238 131H239V129H238ZM239 131V132H240ZM57 132V131H56ZM60 132V131H59ZM69 132V131H68ZM93 132V131H92ZM101 132H102V130H101ZM106 132H107V130H106ZM112 132H110L109 131V133H112ZM176 132V133H175ZM184 132V131H183ZM200 132H202L201 131V128H200ZM217 132V131H216ZM215 132V133H216ZM13 133H14V131H13ZM65 133V132H64ZM70 133V132H69ZM100 133V132H99ZM98 133V134H99ZM117 133V132H116ZM123 133H126V132H124L123 131ZM164 133H167V132H164ZM204 134H206L205 133V130H204V132H203ZM229 133V132H228ZM227 132H226V134H228ZM61 134V133H60ZM81 134V133H80ZM106 134V133H105ZM219 135L221 134V133H218ZM56 135H59V134H56ZM67 135V134H66ZM71 135V134H70ZM70 135H68V137L70 136ZM128 136H129V134H127ZM126 135V136H127ZM195 134H193V136H194ZM229 135H231V134H229ZM234 135V134H233ZM236 135V134H235ZM240 135H241V138H242V140H234V141H232V140H230L229 142H231V143H229L230 144V146H232V150L234 151V152H236L237 151V149H239V148H241V147H243L245 144H246V142L247 141H251V140H247V139H251V138H253V135L251 134V133H248L247 132V130H242L241 132H240ZM65 136V135H64ZM63 136V137H64ZM75 136V135H74ZM79 135H77V137H78ZM93 136V135H92ZM108 136V135H107ZM128 136H127V138H128ZM67 137V136H66ZM215 137V138H214ZM222 137V136H221ZM54 138V137H53ZM56 138H58V136L56 137ZM126 138V137H125ZM126 138V139H127ZM130 138V137H129ZM128 138V139H129ZM147 138H155V139H161V140H146ZM60 139V138H59ZM66 139V138H65ZM113 139V140H112ZM163 139V140H162ZM9 140H13V139H9ZM7 140L5 139V142H6ZM73 141V140H72ZM226 141H228V140H219V142H226ZM7 142H9V141H7ZM27 142H28V140H27ZM121 142V143H120ZM128 142H130L131 143V146H124L123 144H125V143H128ZM192 142H194V144H192ZM0 143H2V142H0ZM25 143V142H24ZM35 142L33 141V140H31V142L29 143V144H34ZM94 144V146H93V144ZM159 143L161 144L160 146L161 147H159ZM132 144L134 145V146H132ZM123 145V146H122ZM153 145H155L154 147H152ZM206 147V146H205ZM205 147H204V150L203 151H205L206 149H205ZM199 148H198V150H199ZM217 149L219 150V148L217 147ZM221 149V148H220ZM207 150H208V148H207ZM8 151V150H7ZM14 151H16V149L14 150ZM188 151V150H187ZM186 151V152H187ZM200 151V150H199ZM198 151V152H199ZM217 151V150H216ZM0 152H3L1 149H0ZM197 152V153H198ZM206 152V151H205ZM218 152V151H217ZM203 154H206V153H204V152H202ZM219 153H221L220 155V159H219V156H218V159L220 160L219 161V163L218 164H216L217 166H219V168L218 167H216L217 168V172H215L214 173V175L212 176V175H209V177L210 176H212L211 178H209L210 180H209V182H208V184H206V183H204V180H203V177L206 175V173L208 172L209 173V171H208V169L207 170H205L204 169V172L202 173V180H203V182L201 181V179L199 178V177H197L198 178V180H197V183L199 184V189L198 188H194L195 190L196 189H198V190H196L195 192H191V193H187V192H185L186 190L185 189H183L182 188V186L185 184L184 182H182V184H181V182H180V180H179V176H177L176 175V171H173V172H175V174H173V172H171V173H169L170 172V170H169V172H165L164 174H163V176H158L157 175V173L154 175V174H152V173H150V172H148V171H146V172H144L142 175H139V180L141 181V182H144L143 184L145 185V186H147V187H153V185L152 184H154V183H160V185H162L163 183H165V184H167L168 183V181H173V184H172V186H168L167 185V192H166V189L164 190L167 194H172L171 192H175V193H178V191H175V188H176V190L177 189H179V191H181L182 190V192H181V194H178L179 196H174V197H171V196H168L166 193V195H163L164 193H162L161 194V192L163 191L161 188V190H160V192H159V189H157L156 191H158V192H156V194H154V195H152V196H150L151 195V193L152 192H150L151 190L153 191L155 188V186L153 187V189H151L150 188V195H148L147 193H146V191H141L140 192V194H139V198H138V201H137V203H136V205L135 206H123L124 204H127V203H129L130 201L129 200H125L126 198V196L128 195V193H129V189L130 188H128V189H126V188H124L125 189V191L126 192H124L123 190V187H121L122 188V190L121 189H119L120 188V186H119V188H118V190L120 191H122V192H124L122 195H120V199H119V197H118V200H119V204L121 205L122 204V207H124V210H122L123 208H119L118 207V209H120L121 211V213L125 216L124 218H126V220H127V222H128V216H132V217H134L133 216V213H132V211H134L135 209H136V206L138 207L139 206V204H141L142 206H143V208H144V206H145V208L147 209V208H151V207H146V204H144V202H148L149 203V201H153V200H156L157 201V199H158V194H161L162 195V198L163 197H170V199H169V201L167 202L168 204H166V205H168V206H166L165 208V210H161L162 212H163V214L162 215H160L159 213L161 212L160 210V212L158 213L157 211H155V210H153L154 212H157L158 213V217H156V219L157 218H161V221H153L152 219H151V214H154V213H150L148 210L147 211H145L146 209H144V211L142 212V213H137V216H139L140 218H141V220H140V218H139V222H138V224H136V230L135 231H132V230H130L129 232H127L125 235H123V236H118V234L117 235H115V236H117L116 238H117V241H116V239L115 238H113L114 236L112 235V234H110L109 232L111 231H109L108 232V234L109 235H112L113 237V239H115V241L117 242V249L119 248V249H121L120 251H122V255L123 256H125V258L124 259H126V257H127V264H264V226H263V228H261V229H257V230H252V231H250V230H243V229H241V228H238V227H236V226H234V225H229V226H227V227H224V228H219V229H209V228H207V227H205L204 225H203V221H202V219L200 218V212H201V209L199 210V207L201 208L202 207V209L205 211V209L208 211V213L205 211V215H207V216H210V217H223V216H228V215H231V214H234V213H239V214H245V215H250V216H258V217H262L263 219H264V216L263 215H257V214H251V213H249V212H245V211H242V210H237V208H239L238 206H235V205H231V206H229V207H227L226 205L227 204H232L233 203V201H235L236 199H240V195L241 194H243L244 195V198H245V201L246 202H253L254 200H257V195H259L258 196V199H259V202L260 203H264V191H263V193H261L260 191H259V188H258V182L259 183H261V182H263L264 181V176H262V175H260V174H258V170L256 169V167H255V161H254V159L252 160V164H253V167H252V169H251V173L250 172H248V171H246V170H244V169H240L239 168V166H236V165H234L233 164V162H232V158H229V157H224L223 158V155H224V151H223V147H222V149L221 150H219ZM242 153L245 155V156H249L250 154H251V151L247 148V147H245L244 149H243V151H242ZM69 154H71V155H73V156H70V157H68L67 159L66 158H64V156L65 155H67V156H69ZM81 154V153H80ZM170 154H171V152H170ZM169 154V155H170ZM160 156V155H159ZM162 156H164V155H161V157ZM165 156H167V155H165ZM173 156H174V154H173ZM176 156V155H175ZM177 156H179L178 154H177ZM176 156V157H177ZM148 157H150V156H148ZM150 157V158H151ZM64 158V159H63ZM183 158V157H182ZM197 158H198V156H197ZM154 159V158H153ZM204 159V158H203ZM213 159H215L214 158V156H213ZM217 159V160H218ZM260 159H263L264 160V152H263V157L262 158H260ZM147 160V159H146ZM149 160V159H148ZM155 160V159H154ZM186 160H187V158H186ZM195 159H193V161H194ZM197 160V159H196ZM205 160V162H202V160H201V163H204V165H206V166H210L211 164H212V158L211 157H208V158H205L204 159ZM216 160V159H215ZM108 161V160H107ZM141 163H140V162ZM150 162L152 161V159L151 160H149ZM189 161H191V160H189ZM193 161H191L192 163V165H193V168H197V169H199V166H203L202 168H205V166L203 165V164H197V163H199L200 162V160H199V162H193ZM108 162V163H109ZM153 162V161H152ZM186 161H184V162H182V163H185ZM229 162H231L230 164H228ZM107 163V162H106ZM117 163H119V162H117ZM163 163V162H162ZM175 163V162H174ZM174 163H172V165H174ZM178 163H180V162H178ZM187 163V162H186ZM188 163H190V162H188ZM187 163V164H188ZM193 163H196L197 165H199L198 167L197 166H195V164H193ZM115 164V163H114ZM111 165V164H110ZM118 165V164H117ZM146 165V164H145ZM167 165H169V163L167 164ZM167 165H164V166H167ZM179 165V164H178ZM178 165L176 166L177 167V169H180V168H178ZM192 165H184V167H189V166H191L190 168H192ZM106 166V165H105ZM148 166V165H147ZM183 166V165H182ZM104 167V166H103ZM102 167V169H103V171L105 170V173L104 172H102L101 171V168L99 169V171H98V173L99 174H101L100 176H99V174L97 175H95V176H97V177H100V181L98 180V179H96V180H98L99 182H101V184L103 183V181L106 179V172H107V170H108V168L110 169V166L108 167V164H107V167L108 168H106V169H104ZM112 167V166H111ZM169 167H170V165H169ZM175 167V166H174ZM174 167H170V168H174ZM212 167H214V166H212ZM112 168V169H113ZM163 168V167H162ZM169 168V169H170ZM192 168V170H197V169H193ZM231 168H233V169H235V170H233L234 172L236 171V173H234L233 171L231 172L230 170H231ZM94 169V170H95ZM129 169H131L130 171H129ZM144 169H146L147 170V168H144ZM176 169V170H177ZM182 169V168H181ZM184 169V168H183ZM186 169V168H185ZM200 169H201V167H200ZM200 169L198 170L200 173H201V171H200ZM111 170V169H110ZM165 170H167L168 171V169H165ZM175 170V169H174ZM187 170V169H186ZM186 170H178V171H180L181 172V174L183 173L182 171H184V173H186L187 171ZM191 170V171H192ZM202 170V169H201ZM157 171V170H156ZM161 171H162V169H161ZM190 171V170H189ZM203 171V170H202ZM91 172V173H90ZM117 172H115V174L117 173ZM179 172V173H180ZM113 173V172H112ZM178 173V174H179ZM183 173V175H186V176H188V172L186 173V174H184ZM190 173V172H189ZM192 173V172H191ZM196 173V172H195ZM198 173V172H197ZM208 173H207V176H208ZM212 173V172H211ZM110 174H111V171H110ZM111 175L110 176V179L112 178V177H114V176H118V179L119 178H122V175H120L121 173H119V175L117 174V175ZM181 174H180V176H181ZM199 174V173H198ZM210 174V173H209ZM127 175H129V173L127 174ZM127 175L125 174V175H123L124 177L126 176L127 177ZM134 175V174H133ZM138 175V174H137ZM223 175H225V177L223 176ZM57 176V177H56ZM134 176H136V175H134ZM134 176H132V177H134ZM191 176H192V174H191ZM194 176V175H193ZM196 176H197V174H196ZM196 176L195 177H192V178H196ZM199 176V175H198ZM200 176V177H201ZM115 177V178H116ZM125 177V178H126ZM130 177H131V175H130ZM129 177V179H131ZM189 177V176H188ZM187 177V178H188ZM206 177V176H205ZM180 178H182V177H180ZM183 178H184V176H183ZM186 178V177H185ZM190 178V177H189ZM237 178H239V180H237ZM117 179V178H116ZM115 179V180H116ZM117 179V180H118ZM123 180H125L124 178H122ZM128 179V178H127ZM23 180V179H22ZM121 180V179H120ZM122 180V181H123ZM133 180V179H132ZM184 180V179H183ZM182 179H181V181H183ZM189 180H192V179H189ZM208 180V179H207ZM224 180H225V182H224ZM24 181V180H23ZM27 181V182H28ZM58 182V183H55V182ZM128 181V180H127ZM130 181V180H129ZM185 182H187V183H189V181H188V179H187V181L186 180H184ZM193 181V180H192ZM191 181V182H192ZM201 181V182H200ZM17 182V181H16ZM26 182V183H27ZM82 182H85L84 184L82 183ZM119 182V181H118ZM117 182V183H118ZM131 182V181H130ZM130 182H128V183H130ZM167 182V183H166ZM190 182V183H191ZM195 182H196V180H195ZM206 182V181H205ZM236 182V184L237 185H239L238 187H240V188H238L237 190H235V191H233L232 190V188L231 187H233V183H235ZM248 182L250 183V187H252V189L251 188H249V185H248ZM170 183V182H169ZM203 183V184H202ZM193 184V183H192ZM195 184V183H194ZM194 184H193V187H194ZM129 185H131V184H129ZM160 185H157V186H160ZM186 185V184H185ZM183 186V187H186V186ZM187 185H189V184H187ZM196 185V184H195ZM35 186V187H36ZM134 186L135 187H137L138 185H135L134 184ZM192 186V185H191ZM191 186H188V188L189 187H191ZM197 186V185H196ZM35 187H34V191H35ZM36 187V188H37ZM60 187V188H59ZM98 187H99V185H98ZM117 187H118V185H115L113 188H112V190L109 188L108 189V192H109V194H111L112 192H116V190H117ZM126 187V186H125ZM131 187V186H130ZM134 187V188H135ZM163 187H164V185H163ZM198 187V186H197ZM1 188V187H0ZM59 190H58V189ZM133 188V189H134ZM141 188V187H140ZM157 188H159V187H157ZM164 188H166V187H164ZM163 188V189H164ZM187 188V189H188ZM192 188V187H191ZM38 189L36 190V191H38ZM95 189H98V188H95ZM143 189V188H142ZM149 189V188H148ZM148 189H145V190H147L148 191ZM22 190H24L23 188H21L20 186H18V185H16L15 184V188H13V191H16L17 193H19L18 195H17V197L18 196H23V195H21L20 194V192L22 191ZM29 190L30 191H33V190H31V187L29 188ZM87 190V191H88ZM1 191V190H0ZM24 191H26V190H24ZM28 191V190H27ZM60 191V192H59ZM81 191H82V193H81ZM105 192L107 191L106 189L104 190ZM192 191V190H191ZM228 191H230V192H228ZM89 192V191H88ZM87 192V193H88ZM107 192V193H108ZM190 192V191H189ZM259 192V193H258ZM33 193V192H32ZM36 193V192H35ZM54 193V192H53ZM180 193V192H179ZM40 194V193H39ZM52 194V193H51ZM50 194V195H51ZM119 194H121V192H119ZM131 194H132V192H131ZM130 194V195H131ZM54 194H52V196H53ZM173 195V194H172ZM176 195V194H175ZM32 196H35V195H31L30 197H32ZM44 196V195H43ZM25 197V196H24ZM30 197H27L26 198V200H22L24 203H25V206H24V208L26 209V207H28V212L30 213V214H27L28 215V219H29V223L31 224V225H34L35 223H36V219L34 218V216L36 217V210L38 211V210H43V206H41L40 205V203H42L41 202V198H40V202L38 201V200H36V201H38V203H35L34 202V200H31V199H29ZM46 196H44V198H45ZM49 197V196H48ZM55 197H58V196H55ZM54 197V198H55ZM123 197V198H122ZM132 197V196H131ZM130 197V198H131ZM51 198V197H50ZM50 198H48V199H50ZM54 198H52V199H54ZM243 198V199H244ZM27 199H29V200H27ZM136 199V198H135ZM166 200H167V198H165ZM164 199V200H165ZM45 200H46V198H45ZM57 200H59L58 198H57ZM42 201H44V200H42ZM49 201V200H48ZM52 201V200H51ZM127 201V202H126ZM135 201V200H134ZM162 201V200H161ZM50 202V201H49ZM53 202V201H52ZM56 202V201H55ZM59 202V203H60ZM79 202V201H78ZM158 202H160V201H158ZM164 202V201H163ZM166 202V201H165ZM164 202V203H165ZM46 203H47V201H46ZM194 203H197L198 205H195ZM48 204V203H47ZM130 204V203H129ZM131 204H133V202L131 203ZM130 204V205H131ZM157 204H159V203H157ZM45 205V204H44ZM49 205V204H48ZM53 205V204H52ZM160 205V204H159ZM36 207V210H33L31 207ZM51 206V205H50ZM161 206H163L162 208H164V206L165 205H161ZM11 207L13 208V205H11ZM45 207V206H44ZM46 207H48L47 209L48 210H50L49 209V206H47L46 205ZM45 207V208H46ZM130 207H131V209H130ZM63 210V209H62ZM13 211H14V208H13ZM152 211V212H153ZM64 212V211H63ZM63 212H60L61 213V215L63 214ZM105 212H112L111 210H107V211H105ZM104 212V213H105ZM149 213H150V215H149ZM98 215V214H97ZM107 215L108 214H104V215H101V217H103V216H105V218H103V219H106V218H108L107 217ZM110 215V214H109ZM154 216V215H153ZM157 216V215H156ZM111 217V216H110ZM137 218V217H136ZM136 218H135V220H136ZM154 218H155V216H154ZM112 219V218H111ZM155 219V220H156ZM113 220V219H112ZM110 221V223L112 222L113 223V221ZM129 220H131L130 218H129ZM134 220V219H133ZM132 220V221H133ZM107 221V220H106ZM17 222V219H16V217H15V213H12V212H9V211H7V207L4 209V208H1V203H0V229L1 228H8V227H10V226H13L14 227V229H15V226L17 227V229L18 230H16V232L20 235V236H15V239L17 240V241H19L20 240V238L22 237V239H21V241L22 240H24V241H22L23 243H21V242H19V243H21L22 245H25V246H28L26 243H27V241L28 242H34V244L33 245H30V247H32V248H36L37 250H38V257H37V259L38 258H44L43 259V261L46 263V264H96L95 263V258H97L96 256H95V258H93V255H95V253L97 252V250L96 251H92V252H89V251H91V250H93V247L91 248V250H89V251H87L89 248L88 247H86V248H88L87 250H82V247H84L83 245H84V241H83V239H82V236L84 237V238H86V237H88V238H91L92 237V234H91V232H94L93 231V226H94V224H95V221L93 222L92 221V223H94V224H92V228L91 229H89V230H87V231H84V232H82V231H80L79 230V232L77 233V234H75V235H64V233H65V230H66V227H56L57 228V230H55V232H51L50 233V231L48 232V233H50V235H57V234H61V235H57L55 238H53V237H51V238H49L48 236H46L47 238L46 239H44V238H40L41 236H40V233H38V232H36L35 231V229L34 228H31V231H32V235H30V239L28 240V238H27V236H24V233H23V231H22V228L19 226V224L18 223H16ZM61 221H59V223H60ZM99 223V222H98ZM100 223H103V222H100ZM100 223H99V226H101L102 225V227H103V224H101L100 225ZM132 223V222H131ZM130 223V224H131ZM137 223V222H136ZM127 224V223H126ZM129 224V225H130ZM58 225H60V224H58ZM62 225V224H61ZM66 225V224H65ZM98 225V224H97ZM117 225H119V224H117ZM54 226V225H53ZM55 226H57V224L55 225ZM91 226V225H90ZM109 226V225H108ZM107 226V227H108ZM131 226L132 225H130V229H132L131 228ZM104 227H106L105 226V223H104ZM113 227H115V226H113ZM112 227V228H113ZM54 228V227H53ZM116 228H118V226H116ZM119 228H121V229H124L122 226H119ZM137 228H138V232H137ZM110 229H111V227H110ZM68 230V229H67ZM66 230V231H67ZM108 230V229H107ZM106 230V231H107ZM54 231V230H53ZM104 231V229L102 230V233H104L105 234V232H103ZM175 232V231H177V232H180L181 234H183L184 236H186L188 239H183V238H179L178 240H175V238H173L170 242H165V240L163 241H157V240H154V238L157 236V239H159L162 235H169V234H171L172 232ZM76 233V232H75ZM107 233V232H106ZM162 233H164V234H162ZM103 234V235H104ZM160 234H162V235H160ZM107 235V234H106ZM106 235H104V236H106ZM137 236L139 237V239L137 238ZM103 236H101L100 238H102ZM163 237V236H162ZM105 238V237H104ZM169 238H171V237H168L167 239H169ZM59 239H62L61 241V243H59L60 242V240ZM87 239V238H86ZM93 240H94V238H92ZM109 239V238H108ZM107 239V241H110V239L108 240ZM136 239H138V240H136ZM58 240H59V242H58ZM88 240V239H87ZM96 240V239H95ZM135 240H136V242L138 241V243L140 244V245H142V246H139L138 247V245H137V243H135ZM183 240H186V241H183ZM188 240H190V242L188 241ZM47 241H49V242H47ZM86 241V240H85ZM105 242H106V240H104ZM114 241V240H113ZM114 241V242H115ZM97 242V241H96ZM100 242V241H99ZM101 242H102V240H101ZM112 242V241H111ZM88 243H89V241H88ZM93 243H95V242H93ZM91 244V243H90ZM90 244H89V247H90ZM97 244V243H96ZM101 244V243H100ZM110 244V243H109ZM174 244H189L190 245V248L187 250V251H184V252H181V253H178V254H173V255H170V256H166L164 253H158V252H154L153 254H151V253H149V249H155V250H157V249H160V248H165V247H169V246H172V245H174ZM93 245V244H92ZM95 245V244H94ZM98 245V244H97ZM102 245V244H101ZM112 245V244H111ZM116 245V244H115ZM37 246H40L41 248H38ZM96 246V245H95ZM103 246H105V244L103 243ZM110 246V245H109ZM114 246V243H113V245H112V247ZM210 246H215V248H216V250H217V252L219 253V256L217 257L216 256V258H214V257H210L208 254H209V250H210ZM97 248V247H96ZM110 248V247H109ZM115 248V246L113 247V248H111V249H113V250H115L114 249ZM212 248V247H211ZM214 249V248H213ZM13 250H14V252H15V247L13 248ZM214 251V250H213ZM240 256H242V258H240ZM39 261V260H38ZM125 261V260H124ZM24 262V261H23ZM22 262V263H23ZM42 261H40L39 262V264L41 263ZM32 263V262H31ZM126 263V262H125ZM24 264V263H23Z\"/></svg>",
    "mask_w": 264,
    "mask_h": 264
}]
</instances>
